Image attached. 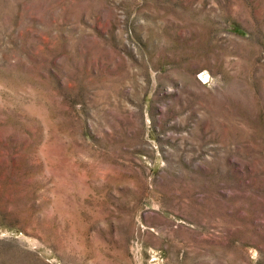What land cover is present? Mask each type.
Instances as JSON below:
<instances>
[{"label":"rangeland","instance_id":"rangeland-1","mask_svg":"<svg viewBox=\"0 0 264 264\" xmlns=\"http://www.w3.org/2000/svg\"><path fill=\"white\" fill-rule=\"evenodd\" d=\"M0 264H264V0H0Z\"/></svg>","mask_w":264,"mask_h":264}]
</instances>
